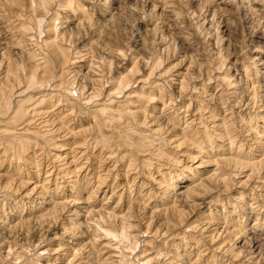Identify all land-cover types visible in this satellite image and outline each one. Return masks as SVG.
Returning <instances> with one entry per match:
<instances>
[{
    "label": "bare ground",
    "instance_id": "1",
    "mask_svg": "<svg viewBox=\"0 0 264 264\" xmlns=\"http://www.w3.org/2000/svg\"><path fill=\"white\" fill-rule=\"evenodd\" d=\"M94 6L0 0V264H264L258 77L239 87L219 49L176 75L138 45L109 47ZM82 33L97 38L71 50ZM181 146L195 167L170 163ZM235 176L257 181L231 194Z\"/></svg>",
    "mask_w": 264,
    "mask_h": 264
},
{
    "label": "rangeland",
    "instance_id": "2",
    "mask_svg": "<svg viewBox=\"0 0 264 264\" xmlns=\"http://www.w3.org/2000/svg\"><path fill=\"white\" fill-rule=\"evenodd\" d=\"M92 1L95 4L94 12L96 19L98 20L99 18L98 24L100 23L101 25L106 19V30L99 38L100 41H105L109 47L128 50V48H133L138 45L139 48H143L142 52H145L148 56L156 55L159 56L158 58H162L160 69H169V72L176 75L179 72L186 73L185 69L189 66L190 60H192L193 57L198 58L199 61H206L209 54L219 49L224 61L223 70L225 71V69L228 68L226 72L233 75V77L240 82H238L239 87L243 88L249 85L250 82H253V77H258L255 79L256 82L254 85L258 88L256 93L257 97L262 99V103L260 104H264V0H251V3L246 1V9L239 8V0H91V2ZM164 1H166V4ZM108 4H110L109 13H107L104 18L101 16V13H103L102 7ZM5 9L6 13H9L8 9ZM112 13H115V19L110 20V14ZM138 19L142 21L138 22ZM138 24H140V29L136 27ZM2 25L3 23L0 20V30H2ZM2 34L3 32L0 33V38ZM88 35L89 34L82 33V37H80L79 40L74 38L76 41L73 39L72 42L69 43V45H71V50L76 49L75 51H77L79 48L88 44L90 45V43L97 38V35ZM217 40H219V48H217ZM1 46H3V44H1ZM92 46L96 50L98 49L97 44H93ZM1 51L3 50L0 49V52ZM104 55L108 56V54L105 53ZM244 66H247L250 78L245 77V74L241 72ZM261 70H263V72H261ZM192 71V67L187 69L188 73L186 78L188 77L187 80L189 79V86L194 82L198 84V87L201 86L200 80H198L197 77L194 79L195 81L193 79L191 80V77L189 78ZM241 78L243 80H241ZM168 89L171 90L172 88L166 86V91L169 92ZM251 89L249 93H251ZM173 90H175V87L171 91L173 92ZM175 92H177V90H175ZM182 97L180 98L181 100L183 99ZM149 115L153 114L150 113ZM150 118L151 117H149V119ZM154 123H156V121H154ZM259 123L264 126L261 120ZM259 128L263 129V127L259 126L257 129L258 131H260ZM179 131L180 127L173 129L170 133H178ZM64 139L70 140L71 137L67 136ZM172 145L173 144L168 146V150L172 152L176 151L172 148ZM50 150L52 152L57 151L56 148H50ZM177 152L179 153L178 156L180 155L181 161L179 163L170 161V163L178 169L185 165H192L195 167L194 165L199 162L198 156H196L192 148L181 146ZM96 159L95 157L93 162H96ZM103 162L101 163L103 166L101 168L105 166ZM202 168H205V166L200 167V169ZM206 168L211 169L212 166L209 165L206 166ZM102 172L104 173V171ZM245 173L246 172H244V174ZM261 173L264 174V171ZM110 176L112 177L110 174L108 180H111ZM154 177H157L156 173H154ZM245 178L246 177H243L242 180ZM255 178L256 176L248 178L250 182L246 180L244 185L237 186L234 185L238 180V177L235 176V181L233 183L234 189L231 194H236L241 190L248 192L252 184H255L254 182L257 181V178L256 180ZM149 179L151 180V178ZM205 209L206 207H200L196 212L187 209V213L185 212L183 215L182 219L184 220L182 224L184 226L197 225L196 223L199 222V218ZM189 211L191 213H189ZM186 214H190L189 217L185 216ZM250 222H252V220ZM140 226L142 229L144 224ZM140 237L148 239L147 235H140ZM216 241H218V239L214 240L212 243L207 239L204 240V243L207 242L205 246H203V248H206L203 252L204 257L208 258L210 256V250L214 249Z\"/></svg>",
    "mask_w": 264,
    "mask_h": 264
}]
</instances>
